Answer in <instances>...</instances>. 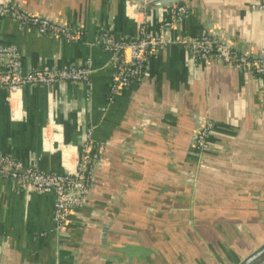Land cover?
<instances>
[{"label":"crops","instance_id":"obj_1","mask_svg":"<svg viewBox=\"0 0 264 264\" xmlns=\"http://www.w3.org/2000/svg\"><path fill=\"white\" fill-rule=\"evenodd\" d=\"M256 1L179 2L187 13L164 31L169 42L148 54L140 80L109 97L113 67L95 35L132 36L138 20L154 27L168 6L0 0L82 30L77 39L39 35L0 16V41L16 45L23 70L87 58L93 67L88 82L0 88V152L61 172L88 130L100 160L87 202L59 231L50 191L0 176V264H236L264 241V75L196 62L177 41L211 31L239 51L264 53ZM197 117L211 121L202 152L192 146Z\"/></svg>","mask_w":264,"mask_h":264},{"label":"built area","instance_id":"obj_2","mask_svg":"<svg viewBox=\"0 0 264 264\" xmlns=\"http://www.w3.org/2000/svg\"><path fill=\"white\" fill-rule=\"evenodd\" d=\"M250 7L263 10L264 0L251 3ZM186 13L187 8L183 3H172L165 18L156 26L149 27L143 19L138 20L136 33L132 36H120L109 28L98 31L92 42L108 52L113 67L107 88L109 97L140 80L148 54L155 47L169 42L164 31L178 25ZM0 16L8 17L19 27L32 29L39 35L77 39L82 33L78 25L65 26L59 21L21 9L14 2H0ZM177 41L184 45L189 57L196 62L213 59L246 72L264 75V55L239 51L213 34L181 33ZM92 71L93 67L88 58L76 64L23 70L16 45L0 41V88L10 92L25 85H44L60 81L88 82ZM210 127V119L199 118L194 140V149L197 152L207 149ZM98 159L99 147L88 136L87 130L79 145L73 167L61 172L45 171L35 164L23 163L7 153L0 152V176L10 179L20 187L50 191L53 195L52 229L59 231L69 213L83 205Z\"/></svg>","mask_w":264,"mask_h":264},{"label":"water","instance_id":"obj_3","mask_svg":"<svg viewBox=\"0 0 264 264\" xmlns=\"http://www.w3.org/2000/svg\"><path fill=\"white\" fill-rule=\"evenodd\" d=\"M181 1H184V4L189 8V9H193L194 7L197 6V2L196 0H141V3L143 5H150V6H170L172 3H179ZM203 14V13H202ZM208 33L212 34L211 31H209ZM215 35V34H213ZM218 38L224 40L225 42L229 43L227 40L223 39L222 37L215 35ZM230 44V43H229ZM249 52H255L258 55H264V53L259 52V51H253V50H249ZM198 124H199V117H197V122L195 125V128L193 130V134H192V146H194V140H195V134L196 131L198 130ZM100 164V160L98 159V162L96 163L94 169H93V173L95 171V169L97 168V166ZM89 192H90V188L89 191L87 193V196L85 198V201L83 202V204H85L87 202V199L89 197ZM264 250V241L261 242L258 246H256L253 250H251L249 253H247L244 257H242V259H240V261H238L236 264H264V258L261 259H255L257 257V255Z\"/></svg>","mask_w":264,"mask_h":264}]
</instances>
